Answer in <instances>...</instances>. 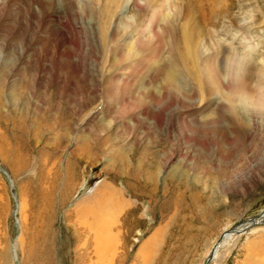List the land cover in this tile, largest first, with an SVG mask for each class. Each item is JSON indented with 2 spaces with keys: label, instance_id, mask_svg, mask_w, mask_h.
<instances>
[{
  "label": "rangeland",
  "instance_id": "1",
  "mask_svg": "<svg viewBox=\"0 0 264 264\" xmlns=\"http://www.w3.org/2000/svg\"><path fill=\"white\" fill-rule=\"evenodd\" d=\"M129 1L33 0L34 11L49 20L36 33L30 24L38 22L28 20L29 0L0 4V264H205L223 232L235 228L243 231L229 235L210 264H264V224H247L264 213V124L257 140L218 138L213 144L204 127H185L192 109L178 107L165 114L173 127L156 129L139 102L160 95L165 65L177 70L181 91L190 96L196 90L199 119L221 115L220 96L204 95L171 40L133 77L122 97L125 105L106 99L107 79L123 80L121 66L113 62L126 40L122 12L142 28L149 11L162 5L159 30L178 31L182 54L183 31H190L201 74L226 41L238 49V41L257 44L260 65L248 84L258 85L264 71V0H138L134 11ZM66 8L95 25L102 47L95 96L90 88L85 95L65 86L77 84L71 48L55 43L52 34ZM126 50L135 52L132 45ZM84 64L91 70V62ZM57 66L64 74L54 81ZM237 112L248 118L243 104ZM211 120L216 130L226 126ZM238 131L248 133V127ZM87 209L103 213L101 219L112 225L98 241L86 225L96 219L85 217Z\"/></svg>",
  "mask_w": 264,
  "mask_h": 264
},
{
  "label": "bare ground",
  "instance_id": "2",
  "mask_svg": "<svg viewBox=\"0 0 264 264\" xmlns=\"http://www.w3.org/2000/svg\"><path fill=\"white\" fill-rule=\"evenodd\" d=\"M29 1L30 2L28 4L29 7L28 20L30 19V22L34 20L38 22L37 25L30 24L31 28H34L36 26L34 28L36 33L40 29H42L45 26V23L47 24L49 20L48 19H47L48 21L42 20L41 11L40 12L34 11V9L32 8L33 0H29ZM4 2L5 0H0V4ZM128 3H130V10L134 11L136 7H139L138 0H131ZM162 7L164 8L163 5ZM163 8L160 9L154 8L151 11H149V13L144 18V21H149V22L145 24L144 27L142 28L137 26V24L133 20L134 19L133 17H128V14H126L127 10L122 12L121 15L123 19L122 28L124 31L123 36H125L126 40L124 43H121L119 46H117L115 52L117 59H115V61L113 62H117L115 64L117 66L118 65L121 66L120 70L123 71L122 73H124L122 75L123 80L121 79L118 80L117 76L115 75L107 79L106 87L108 88V90L106 89L107 90L106 99L108 101H112L113 99L118 100V103L121 106L125 105L126 104L125 102L127 100L126 99L123 100L122 97L124 93L127 94V90L129 89L130 84L132 83L133 77H136V75L141 74L144 71V68H146L147 63L150 60H152L154 57H156L157 54L161 53L166 48L167 41L171 40L173 47L177 49V57L179 61L183 63L187 67V69L190 70L191 73H193L194 75L193 78H195L196 82L200 87V90L202 89L204 95H206L207 98L209 99L214 98L215 95L220 96L221 98L220 102H222V104L221 106L217 105L216 109L218 108L219 114L221 115H218L216 118L213 116L203 115L204 117L202 119H199L198 117L199 115L197 116L199 112H197V109L194 110V108H196L199 105L196 90L194 88L189 90L190 96L184 93L183 91H181L177 86V80L179 78V75L177 74V70L175 71V69L173 68L170 69L169 66L165 65L162 67L161 74L163 75V80L159 85L160 95H158L157 97L151 96V99L148 102L144 100H141L139 102L141 110L144 109L145 111H147L148 118L152 120V124L157 126L156 129L161 130L160 128L165 126V123H167V126L169 124L171 127H173L174 124V122H172L174 121L173 118L171 117L170 119H166L165 114L169 109L175 111V109H178V107H183L181 110L184 112L188 111V109H192L188 111V115L193 116L190 121L183 120L185 127L196 128V130L199 127H201L202 129L204 127L205 129L204 136L209 137V135L211 134L213 144L217 142L215 140H218V138L225 140L232 137L231 140L228 141V143L233 142V140L237 141V139H244L248 141L257 140L261 127L264 124V71H262V73L260 72L261 75H259L260 80H258V85L250 86L248 84L249 77L254 74V70L260 65L259 64L260 62H258L260 60H258L259 58H257V56L261 55L260 53L261 51H257L258 50L257 44L251 46L246 44L247 41L245 42V40H242L244 41V44H242V41H238L239 42L238 46H241L240 49H238V47L236 48L234 47V42H232L231 40L229 42L226 41V44L224 46H220L218 53L213 54L215 58L218 57L217 61L216 62L208 61V64L206 65L207 73L201 74L200 70H198L199 68H197L198 66L197 64L199 63L198 60H200V57H198L196 44L190 34V31L187 30L183 31L184 40L187 44V52L182 54L180 51L181 47H179L180 40L179 38L175 37L178 31L175 30V28H171L169 30L167 29L165 31H163V29L159 30L158 26L161 22L160 19L162 18L161 12L164 13ZM68 10L69 9L66 8V11L64 12L63 16H60L61 18L63 17L64 22L61 24V26H58L57 28L55 27V30L52 34L55 43L57 42L59 44L63 43L71 48L70 57L72 63L74 64L73 67L75 68V71L71 73H73V75L75 76L74 78L76 79L77 84L72 85L71 82H68L67 84H65V86L67 87L68 91H70L73 88L84 90L85 95L87 94V90H89L90 88V90L93 91V95L95 96L100 91L99 87L101 86L100 84L101 80L99 77L100 73L97 74L96 69H97L98 61L101 59L102 56V52H101L102 47L97 38V33L95 32L94 23L90 22L89 20V22L87 21L88 24H86V21H84V19H82L81 17L79 18V16L69 15ZM54 20L56 19L54 18ZM250 37L252 38L253 36ZM172 38L174 41L172 40ZM235 40L237 39L235 38ZM128 45L133 46L135 51L134 54L128 53V51L126 50V47H128ZM137 49L141 51L140 52L141 54L136 53V51H138ZM25 53L26 50H23L20 53V58H24L22 56ZM144 53H150V56L142 58L144 55H146ZM70 57L68 58L66 57V58L70 59ZM135 58H137L138 60L134 61ZM131 59H133L132 62L130 61ZM127 61L130 62L126 64ZM87 62L92 63V66H90L91 70L84 68L85 66L84 63ZM59 66L62 67V65ZM59 66H57L55 69V72L58 75L57 77H53V73L50 69H48L47 71L50 77L51 78L53 77L54 81L60 79L59 75L64 74V71L62 70L63 68L60 69ZM71 73H69V76ZM223 76L226 79H223ZM68 78L70 79V77ZM87 82H89L90 85H92V88L89 87L88 85L89 83L87 84ZM254 96H256L257 99L255 100L252 99V97ZM250 97H251V101L249 100ZM185 104H187L188 106H184ZM241 104H243L244 114L247 115L248 118L246 117L239 118L240 114L237 112V110H238V105ZM105 109L106 108H104V110ZM226 112H228V114H226ZM175 118L181 120V118L177 113ZM211 118L219 122L225 123L226 126H221L219 130L212 128L214 125V121L211 120ZM238 126H241L243 128L248 127V133L246 132L240 133L238 131ZM230 127L232 130H230ZM208 128L210 129L208 130ZM191 134L194 138L196 137V134L198 135V131L192 132ZM213 134L215 135L214 137ZM200 198L198 197V199ZM119 204L121 203L119 202ZM104 208H108V207L104 206ZM100 215H98V213L93 210L87 209L85 211V217L88 216L89 218V216H92L96 218L94 221L92 220L93 221L92 223L86 225L88 226L89 229L96 232L97 241L101 239L102 232H106V234H109V232L111 231L110 228L112 227L111 223L106 222L107 219L104 218L101 219V217L104 216L100 217ZM98 216L99 218H97ZM263 216L264 213L263 215L260 216V218L256 219V223H258V225L264 224V219L262 218ZM229 231L230 230L226 229L223 232L222 237L227 235ZM228 238L229 236L226 239ZM220 240L221 239H219L215 243L206 261L210 258L212 252L215 251V246L218 245ZM220 245L217 247L216 251L219 249ZM214 259H215V254L211 261H213Z\"/></svg>",
  "mask_w": 264,
  "mask_h": 264
},
{
  "label": "water",
  "instance_id": "3",
  "mask_svg": "<svg viewBox=\"0 0 264 264\" xmlns=\"http://www.w3.org/2000/svg\"><path fill=\"white\" fill-rule=\"evenodd\" d=\"M247 224H250V225H256V224H258V223H256V219H253V220H250L249 222H247ZM241 231H243V230H241V229H232V230H230L229 231V233L227 234V235H225L224 237H222L221 238V240L219 241V243H218V245H216L215 246V251H216V249H217V247L229 236V235H231V234H236V233H239V232H241ZM215 251L214 252H212V254H211V256H210V258L206 261V263L205 264H209L210 263V261L213 259V257H214V254H215Z\"/></svg>",
  "mask_w": 264,
  "mask_h": 264
}]
</instances>
